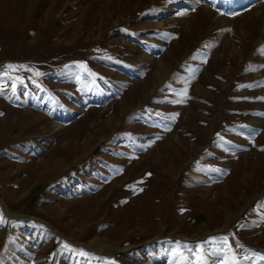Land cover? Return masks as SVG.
Masks as SVG:
<instances>
[{
    "label": "rangeland",
    "instance_id": "rangeland-1",
    "mask_svg": "<svg viewBox=\"0 0 264 264\" xmlns=\"http://www.w3.org/2000/svg\"><path fill=\"white\" fill-rule=\"evenodd\" d=\"M261 256L264 0H0V264Z\"/></svg>",
    "mask_w": 264,
    "mask_h": 264
},
{
    "label": "bare ground",
    "instance_id": "bare-ground-1",
    "mask_svg": "<svg viewBox=\"0 0 264 264\" xmlns=\"http://www.w3.org/2000/svg\"><path fill=\"white\" fill-rule=\"evenodd\" d=\"M166 73H167L166 68L163 67L162 65H160L159 71H157V74H156V79H158V80L162 79Z\"/></svg>",
    "mask_w": 264,
    "mask_h": 264
},
{
    "label": "snow or ice",
    "instance_id": "snow-or-ice-1",
    "mask_svg": "<svg viewBox=\"0 0 264 264\" xmlns=\"http://www.w3.org/2000/svg\"><path fill=\"white\" fill-rule=\"evenodd\" d=\"M15 87V86H14ZM227 241L225 240L224 243H226ZM260 259L264 260V256H261ZM225 264H236V261L233 259L231 261H226Z\"/></svg>",
    "mask_w": 264,
    "mask_h": 264
}]
</instances>
